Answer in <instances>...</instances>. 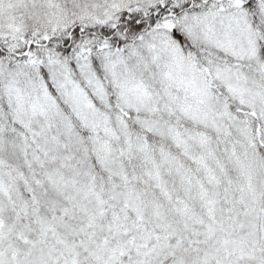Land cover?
<instances>
[{"label":"snow or ice","instance_id":"6c2138e0","mask_svg":"<svg viewBox=\"0 0 264 264\" xmlns=\"http://www.w3.org/2000/svg\"><path fill=\"white\" fill-rule=\"evenodd\" d=\"M0 264H264V0H0Z\"/></svg>","mask_w":264,"mask_h":264}]
</instances>
